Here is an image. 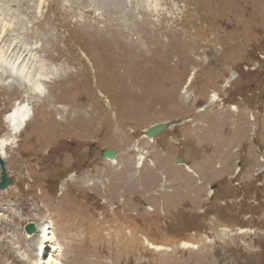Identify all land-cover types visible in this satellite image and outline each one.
<instances>
[{"label":"rangeland","instance_id":"374dc122","mask_svg":"<svg viewBox=\"0 0 264 264\" xmlns=\"http://www.w3.org/2000/svg\"><path fill=\"white\" fill-rule=\"evenodd\" d=\"M0 55L58 70L0 85V264H264V0H0Z\"/></svg>","mask_w":264,"mask_h":264},{"label":"bare ground","instance_id":"6f19581e","mask_svg":"<svg viewBox=\"0 0 264 264\" xmlns=\"http://www.w3.org/2000/svg\"><path fill=\"white\" fill-rule=\"evenodd\" d=\"M20 58L21 56H17V55L13 56L14 62H11L10 66L9 64H7V62H5V60L0 59V85L1 84L2 86L3 85H7V86L14 85L18 88L19 91L21 92L25 91L29 95H34L36 97L43 94L44 88L42 84L40 83V79H38L40 77L38 76L42 74L43 77L47 79L50 74L55 75L58 72V70L55 74L52 73L51 72L52 67L50 68L48 64L41 62L39 59L37 62V65L35 64L36 66L34 65L33 67H31V70L35 74L34 75L35 77H30L29 76L30 72L28 71L29 73H27V71L26 72L24 71L22 67L23 63H19ZM52 70L55 71V69H52ZM30 117H31V108L28 105V103L27 104L26 103H14L11 112L8 115H6L4 118V121L7 126V135L3 139L0 138V155L2 157L4 156V150L8 146L13 144V142L15 141L14 140L15 135L23 129L24 124L30 120ZM142 160H143V157L138 158V161H139L138 167L141 165ZM36 228L38 229V233L35 235L38 239V244H36V246L43 252H47L46 254L47 256L53 254L56 251L55 248L53 247L47 248L46 246L43 245L45 243H48V241L51 239L49 237L50 226L41 224L37 226Z\"/></svg>","mask_w":264,"mask_h":264},{"label":"water","instance_id":"95a60500","mask_svg":"<svg viewBox=\"0 0 264 264\" xmlns=\"http://www.w3.org/2000/svg\"><path fill=\"white\" fill-rule=\"evenodd\" d=\"M167 128H168L167 124H158V125L150 127L146 131L145 135L148 138H152L154 136H157L158 134H160L161 132H163ZM103 157L111 159L114 157V153L106 150L103 153ZM0 170H1V173H0V190H5V188L10 185L11 179L7 177L5 167H4L3 161L1 159H0ZM24 230L27 234H33L35 232V227L33 224H28Z\"/></svg>","mask_w":264,"mask_h":264}]
</instances>
